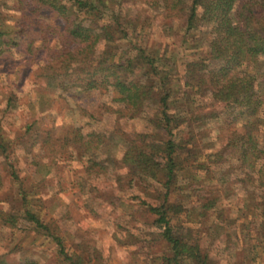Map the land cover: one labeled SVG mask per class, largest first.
Masks as SVG:
<instances>
[{"label": "rangeland", "instance_id": "obj_1", "mask_svg": "<svg viewBox=\"0 0 264 264\" xmlns=\"http://www.w3.org/2000/svg\"><path fill=\"white\" fill-rule=\"evenodd\" d=\"M122 4V13L149 19L145 39L151 50L175 61L171 77H183L186 61L205 51L201 42L197 50L184 42L193 37L184 34L179 21L171 29L163 27L140 0ZM33 9L29 0H0V44L9 43L0 55V134L8 143L0 155V264H69L48 236L54 232L83 264H163L169 251L156 234L154 216L144 210V203L163 190L134 179L118 163L121 140L165 133L151 120L158 108L152 105L136 118L123 117L116 113L111 92L60 91L49 85L43 67L58 48L62 22L47 8ZM201 97L202 111L219 117L176 131L181 139H190L192 131L195 142V157L188 161V173L195 178L179 177L181 187L189 185L193 201H216V208L199 220L197 237L211 264H264V177L259 179L257 168H236L234 161H207L225 146L235 123L222 105L207 94ZM260 117L264 119V110ZM89 132L102 136L96 160L104 171L86 170L92 162L75 146ZM195 159V165L206 161V167L197 171ZM25 210L37 214L47 229L30 222Z\"/></svg>", "mask_w": 264, "mask_h": 264}, {"label": "trees", "instance_id": "obj_2", "mask_svg": "<svg viewBox=\"0 0 264 264\" xmlns=\"http://www.w3.org/2000/svg\"><path fill=\"white\" fill-rule=\"evenodd\" d=\"M123 1L29 0L32 12L47 8L62 22L58 48L43 67L45 78L60 91L78 88L113 93L119 116L136 118L152 105L158 108L151 120L165 133L153 139L144 133L138 139L121 140L124 149L118 163L134 179L150 181L163 190L155 200L144 203V210L154 216L157 236L169 251L163 264H211L196 232L199 220L216 208V201H193L189 185L181 187L179 177L195 178L188 173L195 142L192 131L190 139H181L176 131L195 122L201 127L210 117H219L202 111L201 96L207 94L235 123L225 146L210 153L207 161L217 165L234 161L236 168H257L259 179L264 177V119L260 117L264 110V0H140L161 18L163 27L171 29L179 21L184 34L193 37L184 41L191 48L199 49L198 42L205 44V51L188 59L183 77L177 79L170 75L175 61L159 49L151 50L145 39L149 19L129 15L128 10L122 13ZM8 45L1 42L0 55ZM86 137L85 141L76 139L75 145L92 162L86 170L104 171L106 167L96 160L102 136L89 132ZM7 144L0 134V155ZM192 162L197 171L206 167V161ZM24 213L36 227L47 229L37 214ZM48 236L63 260L83 264L79 255L67 252L63 237L55 232Z\"/></svg>", "mask_w": 264, "mask_h": 264}]
</instances>
